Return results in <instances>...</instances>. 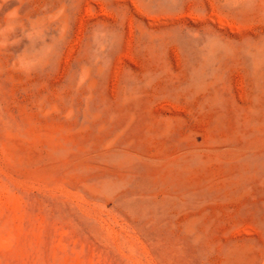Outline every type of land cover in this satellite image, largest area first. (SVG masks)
I'll list each match as a JSON object with an SVG mask.
<instances>
[{
  "label": "rangeland",
  "instance_id": "rangeland-1",
  "mask_svg": "<svg viewBox=\"0 0 264 264\" xmlns=\"http://www.w3.org/2000/svg\"><path fill=\"white\" fill-rule=\"evenodd\" d=\"M0 264H264V0H0Z\"/></svg>",
  "mask_w": 264,
  "mask_h": 264
}]
</instances>
